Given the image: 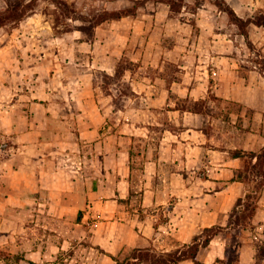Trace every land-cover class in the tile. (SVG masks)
<instances>
[{
	"label": "crops",
	"instance_id": "crops-1",
	"mask_svg": "<svg viewBox=\"0 0 264 264\" xmlns=\"http://www.w3.org/2000/svg\"><path fill=\"white\" fill-rule=\"evenodd\" d=\"M228 2L245 19L264 6ZM28 23L0 33V264H116L227 226L247 190L237 152L264 148V24L208 0H147L91 39ZM234 231L198 260L225 258ZM237 242L240 264H264V189Z\"/></svg>",
	"mask_w": 264,
	"mask_h": 264
},
{
	"label": "trees",
	"instance_id": "trees-1",
	"mask_svg": "<svg viewBox=\"0 0 264 264\" xmlns=\"http://www.w3.org/2000/svg\"><path fill=\"white\" fill-rule=\"evenodd\" d=\"M140 0L135 1L136 3ZM147 1V0H145ZM168 2L174 11L180 9L176 0H161ZM33 0L24 4L19 1L16 4H11L9 8L0 12V27L9 22H21V20L27 14L28 9H32ZM137 8V7H136ZM232 22L237 23L242 30L246 31L245 28L251 21L257 24H264V16L261 18H242L240 17L232 6L227 9ZM132 8H124L121 10H115L110 16H106L98 21L91 32H88L91 39L94 34V27L108 19L121 18L123 15L133 13ZM245 27V28H243ZM86 32V33H87ZM243 105L239 104V109H242ZM237 155H247L248 163L246 170L240 172L236 178L243 180L247 184V190L244 196L238 198L236 205L232 211L230 222L227 226L215 225L213 227L205 228L201 233L197 234L194 239L189 242L178 246L172 251H159L151 247H133L122 249L119 253L113 255L116 260V264H180L182 261L187 259H193L195 264H206L198 260L197 255L202 247L208 246L211 240L220 232H224L228 227L234 229V232H230L232 236V244L228 247L226 257L218 259L217 262L212 264H240L239 254L241 243L237 242V236L242 233V227H245L251 219L254 217L258 206L259 200L262 196L264 189V148L259 151H239ZM257 158V162L253 163V158ZM256 168L262 173V178H257L254 175ZM252 175V176H251ZM259 257L260 261H264V242H259ZM261 263V262H260Z\"/></svg>",
	"mask_w": 264,
	"mask_h": 264
},
{
	"label": "rangeland",
	"instance_id": "rangeland-1",
	"mask_svg": "<svg viewBox=\"0 0 264 264\" xmlns=\"http://www.w3.org/2000/svg\"><path fill=\"white\" fill-rule=\"evenodd\" d=\"M19 1H22L24 2V4H27L31 0H0V12L6 11L11 4H16ZM151 1H157V0H151ZM203 1L206 0H190V1L176 0V3L180 7L179 10H181L183 8V5L187 3L188 8L193 11L196 10L198 6H201ZM208 1L212 2L217 8L225 11L229 20L231 21L227 9H229V7L232 5L228 2V0H208ZM262 1L264 4V0ZM120 3L121 2H118V0H33L32 9L31 8L28 9L27 14L21 20V22L18 23L9 22L3 25L4 27L3 29H0V33L4 31V29L6 31L11 30L15 26L18 25L20 26L23 21L29 20L28 26L24 27L25 31L33 30L32 32H34L35 27L38 26L37 24L42 25V23L44 22L52 27V31L56 35H61L63 32L78 29L83 32L84 38H88L89 34L87 31L91 32L93 26L98 21H100L106 16L112 15L113 14L112 12H114L115 10L124 9L118 7ZM142 3H145V0H140L137 3L134 2L128 8H132L133 11H135L136 7H138V5ZM179 10H177L176 12H178ZM253 16H254L253 18H259V17L261 18L262 16H264V6H259V9L254 13ZM246 29L247 27L245 28V30ZM84 30L87 31L84 32ZM25 31H18L19 36H22L24 39L25 36L22 35L23 34L22 32ZM28 34L31 35L30 36L31 39H36L33 33L27 31V35ZM26 39L29 40V38ZM125 90L126 91L129 90V85L127 83L125 85ZM231 105H232L230 107L231 109H239V105L236 104H231Z\"/></svg>",
	"mask_w": 264,
	"mask_h": 264
}]
</instances>
